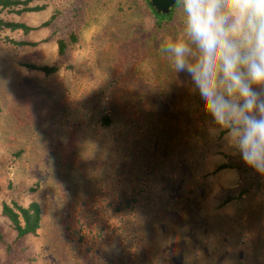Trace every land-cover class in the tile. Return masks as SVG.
<instances>
[{"label": "rangeland", "instance_id": "374dc122", "mask_svg": "<svg viewBox=\"0 0 264 264\" xmlns=\"http://www.w3.org/2000/svg\"><path fill=\"white\" fill-rule=\"evenodd\" d=\"M81 1L0 11L30 27L59 15L51 30L0 32V205L36 201L42 212L14 264H264V192L240 195L235 170H216L235 155L209 136L164 51L183 36L179 6L157 29L140 0L77 12ZM69 30L77 42L57 59L54 40ZM54 63L50 75L24 66Z\"/></svg>", "mask_w": 264, "mask_h": 264}, {"label": "clouds", "instance_id": "9594fccd", "mask_svg": "<svg viewBox=\"0 0 264 264\" xmlns=\"http://www.w3.org/2000/svg\"><path fill=\"white\" fill-rule=\"evenodd\" d=\"M182 38L164 48L186 74L211 138L264 176V0H179Z\"/></svg>", "mask_w": 264, "mask_h": 264}, {"label": "trees", "instance_id": "16d2710c", "mask_svg": "<svg viewBox=\"0 0 264 264\" xmlns=\"http://www.w3.org/2000/svg\"><path fill=\"white\" fill-rule=\"evenodd\" d=\"M35 0H0V11H5L13 13L14 15H22L29 12H38L43 10L44 5H32ZM88 0H82L75 7V11L82 8ZM143 6L149 11L150 15L153 18L154 25L157 29L161 28L162 25L169 20H171L173 13L177 6H179V0L175 3V6L170 10L168 15L160 16L156 15L151 7L148 4V0H140ZM58 13L56 10L47 18L46 21L40 23L37 27H30L23 23L9 22L4 21L0 18V32L3 30L16 31L19 30L23 34H26L29 31L35 30L37 28H47L53 29V24L58 18ZM53 30L50 35L52 36ZM49 37L43 39L41 42L48 41ZM9 43L14 44L15 46H24L28 45L25 42H16L8 40ZM56 58L64 59L67 56L68 49L73 47L77 42V34L72 30H69L66 34L56 37ZM29 70H36L41 72L44 75H50L55 73L58 70V65L56 63L50 66H34V65H24ZM102 125H109L110 119L107 116H103L100 120ZM225 159H228V163H223L219 165L216 170H221L224 168L234 169L237 176L243 183V189L240 191V195L249 192L253 187L257 192L262 191L264 186V179L261 178V175L256 174L248 167H246L238 156L229 157L228 155H223ZM230 159H234L230 163ZM255 179L256 182L253 180ZM231 198H227L225 202L229 201ZM41 207L36 201L29 202L26 206H22L16 201H10L8 203L2 202L0 205V217H2L8 225V228L12 232V237L10 239L5 238L1 226H0V246L2 247L5 259L1 264H14L22 260V253L24 247L22 243L24 239L28 236H35L37 231L40 228L41 224Z\"/></svg>", "mask_w": 264, "mask_h": 264}, {"label": "water", "instance_id": "95a60500", "mask_svg": "<svg viewBox=\"0 0 264 264\" xmlns=\"http://www.w3.org/2000/svg\"><path fill=\"white\" fill-rule=\"evenodd\" d=\"M178 0H148V4L156 15H168Z\"/></svg>", "mask_w": 264, "mask_h": 264}]
</instances>
